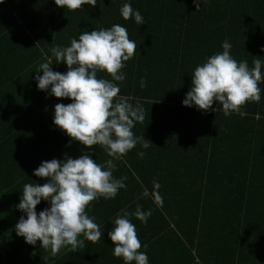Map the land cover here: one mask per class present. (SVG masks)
Listing matches in <instances>:
<instances>
[{
    "label": "trees",
    "instance_id": "16d2710c",
    "mask_svg": "<svg viewBox=\"0 0 264 264\" xmlns=\"http://www.w3.org/2000/svg\"><path fill=\"white\" fill-rule=\"evenodd\" d=\"M126 2L141 12L145 24L123 19ZM0 12V37L21 35L23 47L46 53L54 71L62 73L67 65L58 64L53 47L70 46L85 31L124 26L138 47L121 69L125 80L116 83L120 96L142 104L145 118L132 131L145 140L115 163L144 185L123 206L127 212L138 206L151 210L154 219L162 211L179 217L181 238L196 246V255L181 239L174 240L173 252H185L190 264H264V82L258 84L259 102L249 101L228 116L219 102L207 111L182 104L194 69L222 52L224 40L238 62L252 68L254 60H264V0H204L199 10L193 0H97L95 7L76 10L54 0H6ZM97 76L111 80L106 71ZM71 102L57 98L53 107ZM46 114L53 120L42 110V118ZM30 129L37 134V128ZM5 176L0 166V264H33L30 245L15 230L18 203L9 182L14 180ZM154 180L161 185L162 203L143 195L145 189L152 193Z\"/></svg>",
    "mask_w": 264,
    "mask_h": 264
},
{
    "label": "clouds",
    "instance_id": "9594fccd",
    "mask_svg": "<svg viewBox=\"0 0 264 264\" xmlns=\"http://www.w3.org/2000/svg\"><path fill=\"white\" fill-rule=\"evenodd\" d=\"M204 0H193L196 10L201 8ZM4 0H0V4ZM54 3L70 10L80 9L83 5L95 7L97 0H54ZM123 19L134 18L138 25L145 24L144 17L131 3H124L120 9ZM223 51L207 58L197 65L192 73L190 91L182 104L196 106L198 110L207 111L214 102H219L225 116L240 112L241 107L249 101L259 102L261 89L258 84L264 82V60L253 61L250 68L247 61H237L230 54L232 44L228 40L222 43ZM137 44L131 40L127 29L114 24L111 28L85 31L79 38H73L70 46H55L52 56L67 65L68 71H53L51 59L45 53V62L39 65L37 88L49 91L56 98H69L71 103H58L54 107L53 123L73 140L93 148L100 145L113 159L106 164H98L89 154H82L77 159H52L44 161L34 170V175L48 178L42 186L25 184L18 209L26 214L15 225L18 236L29 245L37 241L41 247L50 249L56 256L62 248L70 246L76 251L84 246L83 236L93 243L104 238V231L95 217L86 213V208L94 200L114 199L120 189H126V177L117 179L113 176L114 160L120 159L136 147L143 137H136L132 131L136 122H143L144 108L137 101L135 106L129 98L120 96V87L116 82H123L125 74L121 71L125 62L134 57ZM106 71L111 80L98 78L97 73ZM140 86L146 87V80L141 79ZM215 111V109H213ZM147 141V140H146ZM143 148L149 144L144 143ZM94 151V149H93ZM140 157L143 152L138 153ZM158 181H153L151 195L155 201L162 203ZM143 195L149 196L147 189ZM47 201L50 208L37 213L36 207L41 201ZM151 210L143 211L138 206L134 213L123 212L112 222L113 228L108 237L114 244L113 255L122 257L124 264H149L146 251L138 239L136 226L129 216L134 215L144 223L151 216ZM146 249L147 245H143Z\"/></svg>",
    "mask_w": 264,
    "mask_h": 264
},
{
    "label": "crops",
    "instance_id": "0c3cea01",
    "mask_svg": "<svg viewBox=\"0 0 264 264\" xmlns=\"http://www.w3.org/2000/svg\"><path fill=\"white\" fill-rule=\"evenodd\" d=\"M5 4L6 0L0 4V8ZM0 17H3V12H0ZM2 26L3 21L0 19V30ZM14 37L16 36H13L14 40H5L4 37H0V166L5 177H12L14 180L9 182L14 185L12 187L16 190L15 202L19 204L25 184L36 183L42 186L48 182V178L33 174L44 161L77 159L82 154H89L98 164H106V161L113 158H110L107 151L100 145L88 148L79 141L73 140L65 131L56 128L53 123L54 117L52 120L46 114L42 118V110L54 115L53 104L57 100L50 94V87L47 92L37 88L35 77L37 74H43L42 70L37 71L39 65L45 62V53L37 52V48L23 47L21 35L20 39ZM51 67L54 71L53 64ZM31 127L32 130L37 128L36 135L31 131ZM122 161L121 156L113 162L115 164ZM116 166L113 176L117 179L126 177L127 188L120 189L114 199L106 200L100 197L98 201H92L86 208V213L90 217H95V222L104 231V238L93 243L81 236L80 238L84 239L83 247L76 251H71L70 246L62 248L56 256L51 254L50 249L42 248L41 242L37 241L35 246L30 245L33 264H124L122 257L117 258L113 255L114 244L108 237V232L112 230V222L117 215L127 211L123 203L131 199L136 187L139 185L144 187V185L132 181L126 172H122ZM167 190H170L169 186ZM149 196L151 199L154 198L151 194ZM45 208H50V204L42 200L37 205L36 211L39 213ZM17 210L18 219L21 216L27 218L18 207ZM135 211L133 209L128 213ZM153 215L152 219L155 217ZM159 216V219H154L151 223L148 221L144 223L134 215L129 216L130 221L136 226L138 239L142 243L139 251H146L149 264H190L185 252H173L172 246L174 242H178L174 240L181 239L179 241H184V248L191 250L192 255H196V246L192 247L188 241L181 238L184 232H181L183 229L179 225L180 218L170 217L163 211ZM143 245H147V248L145 249ZM171 255L174 257L171 258ZM197 261L198 258L195 259V263ZM131 264H135V261Z\"/></svg>",
    "mask_w": 264,
    "mask_h": 264
}]
</instances>
